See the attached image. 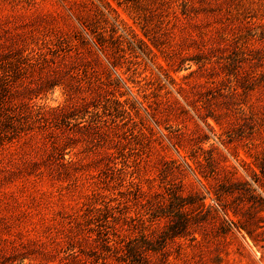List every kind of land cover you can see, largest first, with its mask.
I'll use <instances>...</instances> for the list:
<instances>
[{"label":"rangeland","instance_id":"rangeland-1","mask_svg":"<svg viewBox=\"0 0 264 264\" xmlns=\"http://www.w3.org/2000/svg\"><path fill=\"white\" fill-rule=\"evenodd\" d=\"M0 264H264V0H0Z\"/></svg>","mask_w":264,"mask_h":264},{"label":"trees","instance_id":"trees-1","mask_svg":"<svg viewBox=\"0 0 264 264\" xmlns=\"http://www.w3.org/2000/svg\"><path fill=\"white\" fill-rule=\"evenodd\" d=\"M90 33H91V35H93V32H91V30H90ZM87 39H88V42H90L92 45H94L95 47H97L96 45H98V50H100V51H105V46H104V44H102V42H97V44H94V41H92V39H96V41H99L98 39H97V36L95 35V36H93V38H90V36H88L87 35ZM84 42H85V40H84ZM239 229H241L242 231H244L245 232V234L249 237V239L255 244V245H257V240H255V238L252 236V234L250 233V232H248L246 229H244V228H239Z\"/></svg>","mask_w":264,"mask_h":264}]
</instances>
